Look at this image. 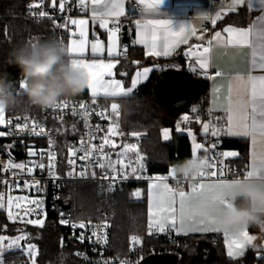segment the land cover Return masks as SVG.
<instances>
[{
  "label": "snow or ice",
  "instance_id": "snow-or-ice-1",
  "mask_svg": "<svg viewBox=\"0 0 264 264\" xmlns=\"http://www.w3.org/2000/svg\"><path fill=\"white\" fill-rule=\"evenodd\" d=\"M67 0H60L59 10L60 12L65 11V3ZM89 0H77V7L84 10L88 7ZM163 0H134V4L142 5L141 14L148 10H152L154 13L157 12L160 4ZM245 0H231V3L227 7V11L235 12L238 6H242ZM92 4V20L93 23L99 22V27L105 29L108 34V46L107 56L109 57L108 62L104 59H92L88 61L84 59L87 54V32L86 25L88 21L85 19H72L66 20L62 25H55L59 28H68V24L77 26L75 31H69L70 37L69 43L66 47L67 55L73 68L82 69L88 77V88L91 91V104H97V97L103 95L105 97H128L134 93L138 84L143 79H147L148 74L152 69L143 68L142 71H137L135 76L131 79V86L125 87L121 80L114 78L113 69L119 63L116 57L121 55L119 47V33L121 32V26L119 17L126 14L125 0H91ZM52 6L56 7V0H52ZM264 12V0H248V7L252 10L257 7ZM32 7H39V5H30ZM222 8L220 11H216L214 15L204 14V19H210L213 26L218 20L222 19ZM40 18L48 17V13L45 11L39 12ZM55 23V22H54ZM111 23V27L109 26ZM136 24V40L135 44H143L147 49V55L150 56H169L180 44H188L189 39L192 36H196V39L205 41L204 34L197 35L195 29L188 23L186 26L182 25L179 30H173L171 27V21L167 19H150L145 24H142L139 19L135 21ZM228 34L227 40L224 39L222 33L217 31L211 37L202 44L190 45L188 51L185 53L188 57H195V63L198 65V69L205 75L206 78L212 79L214 82L217 78H222L223 73L219 70L215 72L214 76L208 74V68L211 67L210 54L212 49L220 44L233 45V46H250L253 47V67L264 69V27L257 29L255 32L253 27L248 29H237L232 27H226L223 30ZM75 37H79L78 39ZM255 37V40H253ZM34 44L33 42H29ZM63 43V41H61ZM91 55L93 57L102 56L105 48L102 41L96 39L91 43L90 46ZM257 49L259 50L257 52ZM124 54L127 52V46L123 48ZM258 55V62L257 57ZM139 63V62H136ZM192 71H197L196 67L192 68ZM120 75L126 76L127 73H121ZM107 77V79H106ZM25 82L23 79L19 82V88L23 90ZM221 92V88L214 87L213 95L217 96ZM19 95V93H17ZM55 110H62L69 108V102L66 100H59L54 107ZM79 108L83 111L78 113L75 107H72V115H79L84 120L85 128H90L91 125L88 123V119L91 116L90 106L85 103H80ZM120 105L116 102L111 103V111L117 119L119 118ZM193 112H197L198 109L193 108ZM210 112L212 109L209 110ZM223 111L226 113L225 124H218L209 121L202 124V135L207 136L209 133L212 137L217 138L216 143H212L206 147L204 143L197 142L196 135L193 134L191 129H188V136L192 142L191 155H199L201 151L204 153V157L208 160V168L206 171H201L196 177L190 180V191L186 192L180 185V180L175 177L172 170L170 169L167 176L164 177H153L152 183L149 185V209H148V231L152 234L153 231L164 233L175 231L177 235H187L189 232H221L216 227V220L219 216L223 215L231 204L226 197H230L232 188L237 185L240 178H227V173L231 171L230 165L225 164L227 158H234L239 155L237 151H225L216 152L213 156L209 153L212 150L217 149L219 144V138L222 136H236V137H251L252 150H253V164L251 170L244 174V179L252 180L258 186L264 187V75L254 76L251 72L246 75L237 73L235 76L229 78L227 86V97L226 104L223 107ZM5 110L0 108V125L5 123L12 124V120L5 121ZM106 110L96 112L95 114L101 119L112 120L111 116H107ZM19 119V118H17ZM63 120V116H60ZM182 121L188 122L191 117L184 115L181 117ZM220 118H216L219 121ZM27 120V117H25ZM196 122L200 123L199 116L196 117ZM33 126L30 129V134L36 136L46 135L45 129L42 125L36 121L32 122ZM119 123L112 122L109 124L105 135L97 137L92 133L88 134V141L81 140V147H69V159L68 163L74 165L76 163L74 157L77 156L78 152H83V155L79 156L80 160H88L93 157L94 153L100 155L96 157V166L101 169H110L113 175L111 176L112 181L117 179V175L121 179H127L129 173L125 169L131 167V174L135 175L138 171L137 167H132V162L126 164L123 159H117L111 161L110 156L105 153V148L115 149L117 143L112 137L123 135L119 131ZM16 128L23 132L28 129V124L24 123L16 124ZM37 128L39 131H37ZM72 130H76L75 124L72 126ZM180 124H177V131H181ZM95 131H102L99 125L96 126ZM0 131V136L9 135ZM131 136L139 138L140 133L132 132ZM163 139H170V130H162ZM99 139L101 142L99 145L91 143L92 140ZM87 143V147L85 144ZM55 141L49 139L50 149L54 146ZM10 147V146H9ZM121 151L117 153L118 157H126L128 153L132 152L136 154V164L140 169L143 166L144 157L138 151V145L135 143H125L120 145ZM257 153L259 158L257 159ZM29 156H36L37 153L31 149L28 152ZM41 159H43L45 153H39ZM48 157V169L49 174L55 177V161L56 154L54 151L49 150L46 153ZM107 160L105 164L102 161ZM5 171L18 169L26 171L27 174L31 175L35 168H39L41 171L45 169L43 162L33 163L32 166H27L24 163H14L10 158L7 163L2 165ZM75 170H73L74 172ZM70 172L69 175H73ZM18 172H13V176H18ZM81 177L85 176V172H80ZM96 173L93 171L92 176L95 177ZM169 177L176 180L177 187H171L167 181ZM143 177L137 176V179ZM206 178H211L206 182ZM103 179H109V175L105 173ZM157 181L159 183H157ZM0 183L7 184L8 181H0ZM40 181L34 177L24 181L25 188H31L33 186H39ZM19 188L21 185L17 181L14 185ZM39 190V189H38ZM109 190H114V184L110 185ZM136 198L141 197V192L136 191L133 194ZM27 197H7L5 204V194L0 193V209L7 207V219L13 223L19 220L20 222L44 226L42 219H28L24 220V216L29 215L35 209H29L22 216L19 212H13V207L19 209L20 201L27 200ZM31 205H34L36 209H39L42 205L41 200L31 199L29 200ZM62 224H68L67 219L61 220ZM73 228L79 227L85 228V223L80 222L78 225L73 223ZM106 227V225H105ZM6 228V225L4 226ZM22 234L14 238H9L6 235H0V264H5L4 255L6 251L20 250L25 255L29 256L32 260V264H36L35 256L38 250L32 243L22 245L21 241H26L29 238V234L19 230ZM225 237V244L228 248V256L230 258H237L244 255L245 250L248 247H264V244L257 245L254 243L257 241V236L250 235L247 228L237 230L235 233L223 232ZM93 236H97V233L93 231ZM81 241L84 236L81 234ZM98 241L101 243H107L106 234L98 236ZM132 241L139 243L138 237L133 236ZM7 241V243H5ZM82 255V254H79ZM104 264H109L108 261H104ZM120 264H130L129 261H121Z\"/></svg>",
  "mask_w": 264,
  "mask_h": 264
},
{
  "label": "built area",
  "instance_id": "built-area-1",
  "mask_svg": "<svg viewBox=\"0 0 264 264\" xmlns=\"http://www.w3.org/2000/svg\"><path fill=\"white\" fill-rule=\"evenodd\" d=\"M229 0H170V8L174 7H183L186 9V17L194 18L195 17V9L197 7H204L213 9L219 7L222 4L228 3ZM59 3H56V7L52 6V2L48 3L46 0H36L30 3L25 10L19 14L18 16H24L25 18L31 19L35 22H40L43 19L51 20L55 25H62L66 20L74 19L78 16H81L84 10H81L77 7V2H71L67 0L65 3V11L62 13L59 10ZM30 5H39V7H32ZM141 6L138 4H134L133 0H130L127 4L126 14L122 17H119L121 32L118 34L121 36L123 32L122 27L124 25L129 26L131 21H133L140 13ZM45 11L48 13V17L40 18L39 12ZM55 22V23H54ZM195 31L208 33L211 30V26L207 23H203L198 27L194 28ZM68 31H75V27L73 25L68 26ZM125 44H123L119 51H121L120 57H125L127 55L124 54L123 48ZM189 47L187 48L188 51ZM196 67L197 71H192V68ZM168 68L175 69H184L190 70L195 76H205L198 69V65H196L193 57H188L184 54L183 56V64L174 63L171 61H158L154 64L153 70L162 71ZM208 74L210 75L211 70L208 69ZM23 79L21 76L17 86L15 87V94L18 96V105L10 110H6L5 112V121L11 119L12 124H3L0 126V131L11 133L9 135L0 136V181H8L7 184L0 183V193L5 194V204L7 202V197L11 195L12 197H27V200L20 201V208L17 209L13 207L11 211L19 212L22 216L29 209H35L29 215L24 216V220L28 219H42L43 221L48 217L50 212H54L55 210V201H66L63 196L67 193L69 186L78 183V182H88L96 185L98 189V193L100 195L101 207L104 209L103 216L99 219H90V218H79L76 216L75 209L69 203L67 210H63L59 208V212L55 213L58 215V222L62 226L63 230L60 235V243L64 245L74 256L75 264H104V261H108L109 264H120L121 261H129L130 264H137L142 258L149 255L144 251L145 247V238L153 237L162 239L166 242H181L183 237L174 235L173 232H156L153 231L152 234H149L148 227L144 234H132L128 240V249L124 254L119 253H109L107 251V243H101L98 241L97 237L106 234L107 242L109 235V221L107 218V209L110 205V201L112 197L120 191H123L127 186L138 187L140 183H145L149 179L153 177H164L167 176L171 166L177 162H170L167 166V169L162 174H148L147 173V165L142 161L143 168L140 169L136 164V154L128 153L126 157H118L117 153L121 151V148L118 142L115 139V136L112 137L117 143V148L111 149L106 147L105 153L110 156L111 161H116L117 159H123L127 164L129 160L132 162V167H137L138 171L135 175L131 174V167L125 169L126 172L129 173L127 179H121L119 175H117V179L112 181L111 176L113 173L110 169H101L96 166V157H98L99 153H94L93 157L88 160H80L79 156L83 155V152H78L77 156L74 157L76 163L74 165H70L68 163L69 153L68 148L81 147V140L83 139L85 142L88 141V134L92 133L93 135L100 137L105 135L107 128L110 123L116 122L117 117L111 111V103L108 99L104 97H97V104H91V97H69V98H61L60 100H66L69 102V108L62 110H55L53 108L42 109L36 106L31 105L27 98L23 95V90L19 88V82ZM19 93V95H17ZM80 103H85L90 106L91 116L88 119V123L91 125L90 128H85L84 120L81 119L79 115H72V107L74 106L78 113L83 110L79 108ZM193 106L190 105L187 109V114L192 115L194 112L192 111ZM106 110V115L111 116L112 120L101 119L95 113ZM210 108L208 104L202 110V119L201 122L207 123L212 121L213 123H217L216 120L217 115L212 111H209ZM60 116H63V120L60 119ZM27 117V120H25ZM19 118V119H17ZM36 121L38 124L42 125L45 129L46 135L36 136L30 134V129L32 128V122ZM24 123L28 124V129L21 132L16 128V124L23 125ZM75 124L76 130H72V126ZM99 125L102 131H95L96 126ZM63 131V143L60 137V131ZM37 131L39 129L37 128ZM53 139L55 141L54 146L50 149L49 139ZM99 139L92 140L93 144H100ZM197 142L204 143L206 147L210 146L212 143L217 142V138H214L209 133L207 136L202 135V130L197 136ZM138 145V151L143 156L141 152L140 142L134 141ZM10 146V147H9ZM87 147V143L85 144ZM35 151L37 153L36 156H29V150ZM52 150L56 154L55 161V177L49 174L48 169V157L46 153ZM44 152L45 155L43 159L39 153ZM216 152H225V148L222 146V140L219 139V144L217 149L212 150L209 155L213 156ZM200 156H203L204 153L201 151L199 153ZM12 159L14 163H24L27 166H32V164L43 162L45 164V169L41 171L39 168H35L31 175L27 174L26 171H21L18 169H13L9 171H5L2 167L4 163H7L9 159ZM103 163L107 164L108 161L104 160ZM225 164H229L231 171L227 173V178H240L243 177L247 172L244 164L238 165L231 161V158H227L225 160ZM73 170H75L73 172ZM95 172V177L92 176V172ZM13 172H18V176H13ZM70 172H73V175H69ZM80 172H85V176L81 177L79 175ZM107 173L109 175V179H103V176ZM137 176L143 177L141 179H137ZM40 181L39 186H33L31 188L24 187V181H31L32 178ZM211 178H206V181ZM20 183V187L16 188L15 182ZM190 180H180L179 186H185L189 183ZM167 183L171 187H177L176 180L169 177ZM114 184V190H109L110 185ZM39 189V190H38ZM69 192V191H68ZM37 199L42 201V205L39 209H36L34 205L29 203V200ZM6 212H8L7 207H5ZM67 219L69 221L68 224H62L61 220ZM80 222L85 223V228L81 229L79 227L73 228L72 224H79ZM106 225V227H105ZM95 231L97 236H93L92 233ZM83 234L84 239L81 241L80 237ZM138 237L140 242L134 243L132 241V237ZM215 239L214 241H216ZM22 245H26L24 241H21ZM36 246V245H35ZM36 249L38 250L37 246ZM13 251V250H12ZM10 252V251H6ZM155 253V252H152ZM13 254V256H9L4 259L5 264H32V260L29 256L25 255L20 250H14V252L9 253ZM82 254V255H79ZM38 255V252H37ZM35 256V261L37 258ZM37 264V262H36Z\"/></svg>",
  "mask_w": 264,
  "mask_h": 264
},
{
  "label": "trees",
  "instance_id": "trees-1",
  "mask_svg": "<svg viewBox=\"0 0 264 264\" xmlns=\"http://www.w3.org/2000/svg\"><path fill=\"white\" fill-rule=\"evenodd\" d=\"M36 0H0V76H6L13 81L14 89L20 79L21 71L14 64L10 63V53L13 49L19 48L31 42H43L50 39L63 41L66 44L68 37L67 28L56 27L51 20L43 19L35 22L24 16H18L25 8ZM60 0H56L58 3ZM77 2V0H70ZM50 3L52 0H46ZM131 59L123 62L126 76H122L124 83H128L130 73L133 70ZM183 64V59L181 61ZM161 71L152 70L147 80L138 85L133 94L128 97H118L120 105L119 131L123 135L115 136L119 146L134 141L140 142L141 152L144 162L147 165L148 174H162L166 171L170 162H179L191 156V141L188 134L178 133L177 124L190 127L193 133L198 136L202 126V110L207 105V78L205 76H195L190 70L187 72L203 79L206 83L205 90L199 99L190 104L198 109L194 114H187L188 107L172 111L167 108L155 96L153 85L157 75ZM74 97H89L87 89ZM18 98V96H17ZM69 98V97H67ZM188 115L190 121L180 123L181 117ZM199 116L200 123L196 122ZM170 128V139L164 140L162 130ZM60 131V130H59ZM132 132L140 133L136 138L130 135ZM63 131H60L63 143ZM222 146L225 149H235L239 155L231 158L235 164L245 163L246 143L239 138H224ZM144 184L143 183H140ZM68 188L63 198L75 209L79 218L99 219L103 216L104 209L101 207L100 195L96 185L88 182H78ZM135 187L127 186L123 191L115 194L107 209L109 221V235L107 251L109 253L124 254L128 249V240L132 234H144L148 227L146 215V200L133 197ZM6 225V228L4 226ZM29 234V238L24 243H32L38 248L36 258L37 264H75L73 254L60 243V235L63 230L58 222V215L50 212L44 220V226H33L20 222L13 223L7 219L6 210L0 209V232L7 236ZM217 239L216 241H214ZM144 251L146 254L152 252H173L178 255V264H264L263 256L255 258L253 251H247L243 256L233 259L226 256L221 239L217 234L189 235L183 237L181 242H166L162 239L146 237ZM10 251L9 253H12ZM5 252L4 259L13 256Z\"/></svg>",
  "mask_w": 264,
  "mask_h": 264
},
{
  "label": "crops",
  "instance_id": "crops-1",
  "mask_svg": "<svg viewBox=\"0 0 264 264\" xmlns=\"http://www.w3.org/2000/svg\"><path fill=\"white\" fill-rule=\"evenodd\" d=\"M130 0H125V8H127V4ZM134 1V0H133ZM151 2V0H149ZM231 3V0H229L228 3L222 4L219 7L209 9V8H204V7H197L195 9V17L194 18H187L186 17V9L183 7H174L170 8V0H163V2L160 4L158 10L156 13H154L152 10H148L144 12L142 15L141 13L133 20L128 26V43H123L121 41V36L120 41H119V47L125 44L127 46V55L125 57H116L115 59L119 60V63L116 65V67L113 69L114 72V78L117 80H121L124 84L125 87H130L131 86V79L135 76V73L137 71H142L143 68H150L153 70V66L156 62L158 61H171L174 63H182V59L184 54L187 52V48L190 45H196V44H202L206 40L211 39V37L214 35L215 32L219 31L222 33V36L224 37L225 40H227L228 34L225 33L223 30L226 27H232V28H237V29H248L249 27H253L254 32L257 29H260L261 27H264V12H262L258 6L254 7L252 10L249 9L248 7V0H245V3L242 6H238L237 10L235 12H229L227 11L228 5ZM141 8H143L142 5H140ZM224 9L222 12V19L218 20L215 26L212 25L210 19H204L203 15L206 13L208 15H214L216 11H220L221 9ZM76 20L79 19H85L88 21V24L86 25V32H87V40H88V46H87V54L84 57V59L91 61L92 59H104L105 62H108L109 57L107 56V46H108V34L105 29H102L99 27V22L97 21L96 23H93L92 20V4L91 0L88 2V7L84 9V12L81 16H78L74 18ZM139 19L142 24H145L148 20L150 19H167L171 21V27L173 30H179V28L182 25H187L188 23L191 24L193 28L198 27L199 25L203 23H207L208 25L211 26V30L208 33L204 32H197V35H200L201 33L204 34L205 41H201L196 39V36H192L189 39L188 44H180L178 47L175 48V50L172 52L171 55L169 56H150L147 55V49L143 44H135L134 41L136 40V24L135 21ZM72 20V19H70ZM68 20V21H70ZM72 24H68V26H71ZM75 27V30L77 26L73 25ZM111 27V23L109 25ZM67 40L65 47H67L69 40L72 38L69 35V31L67 30ZM79 38V37H75ZM96 39H99L100 41L103 42L105 51L102 56L99 57H93L91 55V43L94 42ZM253 40H255V37H253ZM253 47L250 46H233V45H226V44H220L215 46L210 54V63L211 67L208 69L211 70L210 76H214L215 72L217 70L221 71L223 73L222 78H217V80L214 82L212 79L207 78V104L210 109H212V112L217 115L219 121L217 122L218 124H225L226 121V113L223 111V107L226 104V97H227V86L229 82V78L232 76H235L237 73L246 75L248 72H251L252 75L254 76H260L264 75V69H260L258 67H253L252 61H253ZM259 50L257 49V52ZM131 59V64L133 65V70L130 73L129 81L128 83H124L123 78L119 75L121 73H126L123 62L125 60ZM194 60H196L195 57H193ZM257 62H258V55L256 57ZM139 62V63H136ZM151 72H149L147 79L151 75ZM107 79V77H106ZM147 79H143L142 82H144ZM141 82V83H142ZM140 83V84H141ZM139 85V84H138ZM138 87V86H137ZM214 87H219L221 88V92L217 94L216 97L213 95V88ZM87 93L91 97V91L87 87ZM99 97H104L110 101V103L116 102L118 97H105L103 95ZM202 124V123H201ZM1 126V125H0ZM181 131H176L178 133H185L188 134V129H191L190 127H184L180 126ZM192 130V129H191ZM202 130V126L200 128V132ZM193 132V130H192ZM194 134V133H193ZM195 135V134H194ZM170 136H171V130H170ZM197 137V136H196ZM216 138V137H214ZM224 138H239L242 139L246 143V153H245V167L246 170L249 171L251 170L252 164H253V150H252V142H251V137H236V136H222L219 139H224ZM191 149H192V142H191ZM225 151H237L235 149H225ZM238 152V151H237ZM257 159L259 158V153H257ZM240 178H244L240 177ZM207 182V181H206ZM147 186V185H146ZM142 190V196H144L146 200V217H147V223H148V209H149V193H147V189ZM140 186L135 187L133 189V194L138 190ZM183 189L188 192L190 191V184H187L185 186H181ZM175 188V187H174ZM149 192V189H148ZM133 197L136 198L134 195ZM7 214V212H6ZM247 231L249 232L250 235H255L257 236V245L264 244V230H261L259 227H249L247 228ZM174 235L176 236H181V237H186L189 235H206V234H217L222 242V245L224 247V251L227 257L228 256V248L225 244V237L223 232H207V233H200V232H189L187 235L180 234L177 235L175 231H172ZM263 247H248L245 250V253L247 251H253V256L255 258H259L263 256L262 252ZM244 253V254H245ZM230 258V257H229ZM239 258V257H237ZM236 259V258H235ZM257 264V263H253Z\"/></svg>",
  "mask_w": 264,
  "mask_h": 264
},
{
  "label": "clouds",
  "instance_id": "clouds-1",
  "mask_svg": "<svg viewBox=\"0 0 264 264\" xmlns=\"http://www.w3.org/2000/svg\"><path fill=\"white\" fill-rule=\"evenodd\" d=\"M10 57L25 82L23 95L33 106L52 108L61 98L80 95L88 87L86 73L73 68L65 45L58 40L25 44L13 49ZM18 103L13 81L0 76V108L10 110ZM207 168L208 160L200 155H191L171 166L179 180H191ZM226 199L231 207L216 220L220 231L235 233L254 226L264 230V187L240 178Z\"/></svg>",
  "mask_w": 264,
  "mask_h": 264
},
{
  "label": "water",
  "instance_id": "water-1",
  "mask_svg": "<svg viewBox=\"0 0 264 264\" xmlns=\"http://www.w3.org/2000/svg\"><path fill=\"white\" fill-rule=\"evenodd\" d=\"M121 41L128 43V27H122ZM203 79L190 75L184 69L168 68L162 70L156 77L153 90L155 96L172 111L181 110L194 104L205 90ZM69 201H55L54 213L59 208L67 210ZM178 255L173 252H155L142 258L137 264H178Z\"/></svg>",
  "mask_w": 264,
  "mask_h": 264
},
{
  "label": "rangeland",
  "instance_id": "rangeland-1",
  "mask_svg": "<svg viewBox=\"0 0 264 264\" xmlns=\"http://www.w3.org/2000/svg\"><path fill=\"white\" fill-rule=\"evenodd\" d=\"M184 121H182V119H181V121H180V123H183ZM165 129H168V130H170V128H165ZM164 130V129H163ZM162 137H163V135H162ZM190 138V137H189ZM165 140V139H164ZM190 141H191V139H190ZM153 181H152V179H149L148 181H146L144 184H141L140 185V187L138 188V190L137 191H140L141 193H142V190H144L145 189V186H146V189H147V193H149L148 192V189H149V185H150V183H152ZM157 183H159L158 181H157ZM141 196H142V194H141ZM142 197H140V198H138V199H141ZM33 226H38V225H33ZM23 230V227H20V230ZM22 234V233H21ZM21 234H18V235H21ZM0 235H5V234H3L2 232H0ZM18 235H14V236H8L10 239L11 238H14V237H16V236H18ZM7 236V235H6ZM27 242V241H26ZM5 243H7V241L5 242Z\"/></svg>",
  "mask_w": 264,
  "mask_h": 264
}]
</instances>
